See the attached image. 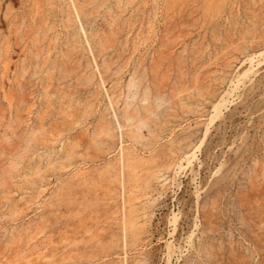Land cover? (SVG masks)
<instances>
[{
    "label": "rangeland",
    "instance_id": "obj_1",
    "mask_svg": "<svg viewBox=\"0 0 264 264\" xmlns=\"http://www.w3.org/2000/svg\"><path fill=\"white\" fill-rule=\"evenodd\" d=\"M0 264H264V0H0Z\"/></svg>",
    "mask_w": 264,
    "mask_h": 264
}]
</instances>
